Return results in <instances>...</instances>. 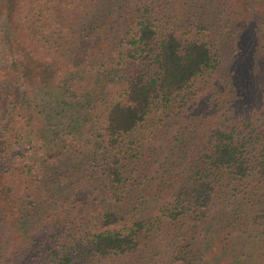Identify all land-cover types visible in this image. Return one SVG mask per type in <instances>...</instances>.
<instances>
[{"label":"trees","instance_id":"trees-1","mask_svg":"<svg viewBox=\"0 0 264 264\" xmlns=\"http://www.w3.org/2000/svg\"><path fill=\"white\" fill-rule=\"evenodd\" d=\"M215 1L0 0V70L5 43L28 68L0 87V264H264V0L208 122L184 94L243 37Z\"/></svg>","mask_w":264,"mask_h":264},{"label":"rangeland","instance_id":"rangeland-1","mask_svg":"<svg viewBox=\"0 0 264 264\" xmlns=\"http://www.w3.org/2000/svg\"><path fill=\"white\" fill-rule=\"evenodd\" d=\"M229 1L232 0H216L214 3V7L218 10L221 11L224 7H227L229 4ZM251 3H246L244 2H239L237 0V3L233 5V14L235 15V22H236V27L241 28V33H242V38L236 39V30L234 31V37L231 38V41L226 44L224 47L227 51L223 54V57L221 59L220 65L216 67L212 72H205L202 73L201 75H198L195 77L190 84V86L187 89V92L184 94V97L187 99L186 102V107L188 108V112L190 113V108L193 111L190 113V116L193 115H198L200 119L205 120L208 122H212V119H217V118H212L210 116V111H211V106L215 102L216 97H221L222 95V100L225 102L227 101L226 97L222 94L223 90V85L224 81L223 79L225 78V73H226V68H231V69H238V63H237V55L236 53L240 50L245 51V59L248 61V65L250 62L253 61L254 59V54L256 50V45L258 38L260 36V32L262 30V20L259 17V15L256 13V9L254 7H251ZM260 14V13H259ZM254 20V23H253ZM252 24V27L251 25ZM247 27V29H246ZM249 35H247V33ZM121 31L119 29H115L112 31V33H117L119 34ZM240 34V33H239ZM119 42H115L114 44H118ZM223 43H226L224 41ZM222 43V44H223ZM123 46L119 45L118 49ZM254 50V51H253ZM3 53L7 55L8 59L11 61L10 64H5L0 70V87L2 89H6L7 86V78L8 77H13V80L21 79L24 77V74L28 73V68L24 65H17V56H13L11 54V49L9 46L5 43V47L2 49ZM234 51V52H230ZM18 66L17 68L14 66ZM95 66V65H94ZM71 72H74L75 68L71 67L70 68ZM77 74L74 77H71L68 79L69 81L66 83L68 87H72L71 89L75 90V99H79L80 95L79 94H84L86 92H81L83 91L80 87L81 85H85L87 87H90L93 83L94 76L91 75L87 69H83V67H80L79 69H76ZM229 74L226 73V76ZM64 86V82L62 84ZM78 87V88H76ZM217 89V90H216ZM71 90V92H72ZM73 90V91H74ZM218 91V92H217ZM221 94V95H220ZM176 113L173 115L172 113L168 115L166 118V122L163 123V127H161V131L167 132L169 128H176L177 124L176 121H178L182 116L183 112L181 115L178 113V109L174 110ZM220 114V113H218ZM204 115V117L202 116ZM190 116H187V119L189 121ZM6 118L3 117L0 121V126L1 127H6L7 123H5ZM20 118H16L13 121L11 120L9 122L8 127V134L12 140H17V148L18 150L22 153L24 156V161H30L29 156H32V151L28 150V138H24L22 134L26 133L24 131V127L22 125H19ZM192 120V119H191ZM12 126H16V129H13ZM1 132V129H0ZM34 143H37L34 141ZM39 158H44L42 156V153L38 154ZM59 168L63 169L65 167L64 163H59ZM4 186V182L0 181V206L3 209V212H8L7 206L4 202L2 193L4 191L2 190ZM215 264H219V262H216Z\"/></svg>","mask_w":264,"mask_h":264}]
</instances>
